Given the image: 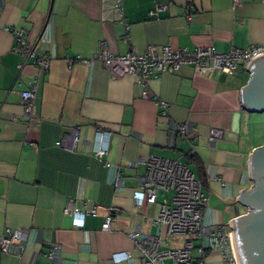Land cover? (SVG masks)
Here are the masks:
<instances>
[{
	"label": "crops",
	"instance_id": "1",
	"mask_svg": "<svg viewBox=\"0 0 264 264\" xmlns=\"http://www.w3.org/2000/svg\"><path fill=\"white\" fill-rule=\"evenodd\" d=\"M123 9L121 18L115 0H0V237L24 238L15 254L0 250V264H140L130 238L136 232L159 237L161 249L189 240L198 246L194 237L169 236L166 225L154 223L162 194L156 204L136 206L134 193L152 156L189 165L208 198L209 233L233 234L230 222L248 213L237 198L253 187L250 156L264 145L257 140L264 117L241 104L248 66L232 76H200L183 66L150 78L144 98L135 77L114 76L94 57L104 44L115 56L145 54L150 46L159 53L167 46L226 54L264 45V0H123ZM16 27L52 59L48 71L13 51L9 29ZM34 85V110L26 117L21 95ZM156 100L169 104L168 116ZM184 124L194 129L193 157L177 132ZM211 129L222 131V139L212 142ZM100 135L107 145L102 159L96 157ZM88 202L103 208L98 217L79 221L64 213L68 207L84 213ZM109 209L114 220L104 231ZM56 247L59 257L52 260ZM123 253L133 261L121 259ZM207 262L222 264L218 252Z\"/></svg>",
	"mask_w": 264,
	"mask_h": 264
},
{
	"label": "built area",
	"instance_id": "2",
	"mask_svg": "<svg viewBox=\"0 0 264 264\" xmlns=\"http://www.w3.org/2000/svg\"><path fill=\"white\" fill-rule=\"evenodd\" d=\"M118 15L124 17L123 0H115ZM124 22V21H123ZM126 41L130 40L129 26L125 23ZM15 45L13 51L19 54L25 62L33 63L48 71L52 59L46 55H39L32 43L26 37V31L21 27L9 29ZM264 54V45L254 46L249 49H232L226 54H218L212 48H199L193 52L187 50H173L171 47L162 48L158 52L157 47L150 46L145 54H134L129 52L125 56L111 54L106 45L94 59L103 63L114 76L131 75L135 77L143 88L144 98H148V82L150 78L157 77L162 73H175L183 66H192L196 75L206 76L212 72H219L228 76L234 75L240 67H247L258 55ZM68 65L74 61L68 59ZM25 103L26 117H29L34 110L35 85L33 89L25 91L21 95ZM163 116H168L169 105L165 101L156 100ZM194 129L188 125L177 127L178 135L189 141L191 154H194V145L191 141V132ZM223 132L217 129L210 130V139L216 142L222 139ZM100 135L99 147L96 157L102 159L107 154V145ZM73 146L80 144L78 131L73 134ZM146 175L140 180L138 191L134 193V200L137 207L144 204H156L158 196L162 194L164 200L161 205L159 216L154 223L166 225L169 236L189 235L199 243L195 245L193 240L184 243L179 249H161L164 244L159 237L144 235L136 232L130 235L136 249L141 254L140 264H208L210 254L218 252L222 264H238L234 251L232 234H226L224 229L216 233H209L204 225V216L208 206V198L203 192L201 183L195 177L188 165L180 160H169L152 156L146 162ZM118 192L123 190V177L119 176L116 181ZM103 210L91 202L86 203L84 213L72 207L65 210V214H73L77 220L82 221L86 216L98 217ZM105 222L102 225L104 231H110L113 223L112 209L107 210ZM24 242L23 235L19 232L10 233L0 237V250L4 254H15V248H20ZM21 250V248H20ZM19 253V252H18ZM59 257V248L56 247L49 254V258L55 260ZM121 259L129 263L133 261L126 253Z\"/></svg>",
	"mask_w": 264,
	"mask_h": 264
},
{
	"label": "water",
	"instance_id": "3",
	"mask_svg": "<svg viewBox=\"0 0 264 264\" xmlns=\"http://www.w3.org/2000/svg\"><path fill=\"white\" fill-rule=\"evenodd\" d=\"M247 69L250 79L241 91L242 108L264 114V54L255 57ZM249 174L254 185L237 198L248 213L232 220L230 227L238 264H264V145L251 154Z\"/></svg>",
	"mask_w": 264,
	"mask_h": 264
},
{
	"label": "rangeland",
	"instance_id": "4",
	"mask_svg": "<svg viewBox=\"0 0 264 264\" xmlns=\"http://www.w3.org/2000/svg\"><path fill=\"white\" fill-rule=\"evenodd\" d=\"M261 117H264V114L259 115ZM264 130V129H263ZM258 142H260L261 144H264V133H262V135H260L259 138H257Z\"/></svg>",
	"mask_w": 264,
	"mask_h": 264
},
{
	"label": "trees",
	"instance_id": "5",
	"mask_svg": "<svg viewBox=\"0 0 264 264\" xmlns=\"http://www.w3.org/2000/svg\"><path fill=\"white\" fill-rule=\"evenodd\" d=\"M188 156L193 157L194 155L188 154ZM187 165H188V164H187ZM188 167H189V165H188ZM200 183H201V182H200Z\"/></svg>",
	"mask_w": 264,
	"mask_h": 264
},
{
	"label": "bare ground",
	"instance_id": "6",
	"mask_svg": "<svg viewBox=\"0 0 264 264\" xmlns=\"http://www.w3.org/2000/svg\"><path fill=\"white\" fill-rule=\"evenodd\" d=\"M169 105V104H168Z\"/></svg>",
	"mask_w": 264,
	"mask_h": 264
}]
</instances>
